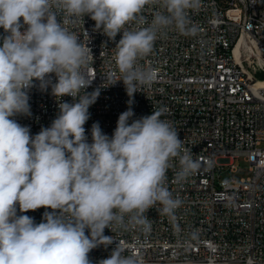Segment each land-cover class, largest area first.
I'll return each mask as SVG.
<instances>
[{"label": "clouds", "instance_id": "clouds-1", "mask_svg": "<svg viewBox=\"0 0 264 264\" xmlns=\"http://www.w3.org/2000/svg\"><path fill=\"white\" fill-rule=\"evenodd\" d=\"M156 3L167 14H154L147 27L125 28L133 21L146 23L140 14ZM199 6L200 0H0V28L6 33L0 37V264H91L94 248L113 243L104 230L112 231L114 222L122 225L129 215L130 224L148 232L144 213L152 206L159 203L169 216L180 207L181 200L165 186L170 161L179 157L177 182L199 163L187 150L182 154L179 133L160 119L163 109L133 119L131 105L138 88L155 79V70L138 61L152 52L157 33L174 26L180 34H195L186 12ZM54 8L65 14L63 21L58 22ZM85 15L109 40L122 33L115 46L121 78L104 76L101 87L123 81L129 96L111 137L96 122L91 143L84 125L100 88L85 91L95 79L89 71L92 52L66 26L68 18ZM34 81L42 90L50 85L55 97L75 102L59 103L51 126L33 136L12 117L31 115L27 90ZM17 205L21 213L41 207L53 211L35 223L33 217L17 215ZM124 252L117 243L99 264H141Z\"/></svg>", "mask_w": 264, "mask_h": 264}, {"label": "built area", "instance_id": "built-area-1", "mask_svg": "<svg viewBox=\"0 0 264 264\" xmlns=\"http://www.w3.org/2000/svg\"><path fill=\"white\" fill-rule=\"evenodd\" d=\"M53 11L58 22L65 19L63 12ZM158 12L167 14L159 3L145 5L140 15L146 23L133 21L125 28L147 27ZM186 15L195 34H180L174 26L161 29L152 52L138 61L156 75L138 88L131 107L133 119L163 109L160 119L176 129L182 154L187 150L199 168L177 182L179 157L172 158L165 186L181 200L180 207L169 216L159 203L152 206L144 213L151 224L148 232L130 224L129 215L122 225L114 222L112 231L104 230L113 243L94 248L91 264L108 258L117 243L141 264H264V80L255 77L264 72V0H200L199 8ZM68 20L66 26L87 42L93 56L89 71L95 79L85 91L100 88L84 125L91 143L94 123L111 137L119 115L129 107L123 81L101 87L104 76L121 78L115 46L122 33L109 40L88 15ZM4 35L0 28V37ZM50 78L56 82L54 73ZM27 91L31 115L12 119L28 126L33 136L51 126L59 103L75 102L52 95L50 85L42 90L39 81ZM241 161L249 164L248 177H222L228 169L235 172ZM45 211L53 210L21 213L17 205V215L33 217L35 223Z\"/></svg>", "mask_w": 264, "mask_h": 264}, {"label": "rangeland", "instance_id": "rangeland-1", "mask_svg": "<svg viewBox=\"0 0 264 264\" xmlns=\"http://www.w3.org/2000/svg\"><path fill=\"white\" fill-rule=\"evenodd\" d=\"M259 73V72H257ZM264 73V72H263ZM261 148H264V142L260 146ZM251 174L249 164L245 163L244 161L239 162V167L235 172L230 171L229 169L222 174L223 178H235V179H241L248 177Z\"/></svg>", "mask_w": 264, "mask_h": 264}, {"label": "trees", "instance_id": "trees-1", "mask_svg": "<svg viewBox=\"0 0 264 264\" xmlns=\"http://www.w3.org/2000/svg\"><path fill=\"white\" fill-rule=\"evenodd\" d=\"M255 77H256L257 79L264 80V73H263V72L256 73V74H255Z\"/></svg>", "mask_w": 264, "mask_h": 264}]
</instances>
